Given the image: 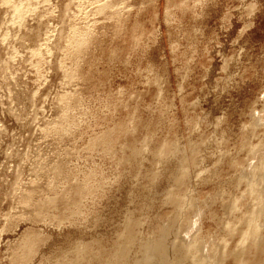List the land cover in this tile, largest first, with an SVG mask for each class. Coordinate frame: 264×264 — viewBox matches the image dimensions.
I'll list each match as a JSON object with an SVG mask.
<instances>
[{
    "label": "rangeland",
    "instance_id": "obj_1",
    "mask_svg": "<svg viewBox=\"0 0 264 264\" xmlns=\"http://www.w3.org/2000/svg\"><path fill=\"white\" fill-rule=\"evenodd\" d=\"M261 214L264 0H0V264H264Z\"/></svg>",
    "mask_w": 264,
    "mask_h": 264
},
{
    "label": "bare ground",
    "instance_id": "obj_2",
    "mask_svg": "<svg viewBox=\"0 0 264 264\" xmlns=\"http://www.w3.org/2000/svg\"><path fill=\"white\" fill-rule=\"evenodd\" d=\"M19 10V9H18ZM21 10V9H20ZM17 12V11H16ZM19 12V11H18ZM259 153V152H258ZM263 180V179H262ZM258 181V180H257ZM257 181H255V183H253L252 184V187H254V188H256V190H260V188H259V181L257 182ZM261 215H263L264 216V214H261ZM254 216V215H253ZM253 220H254V218H253ZM248 222H250V223H247L248 225V230L244 233V238H243V243H245V241H246V238H249V236L252 238H255V236H257L258 235V231H259V229H258V227L256 226L257 225V221L255 222V221H251V220H249ZM256 223V224H255ZM121 237V236H120ZM258 237V236H257ZM123 238V237H122ZM125 238V237H124ZM126 239V238H125ZM244 239H245V241H244ZM121 240V239H120ZM259 240V239H258ZM127 241V240H126ZM255 241H256V239H255ZM122 242V241H121ZM124 242V241H123ZM157 243V242H156ZM193 243V242H192ZM119 244V243H118ZM195 244L196 243H194V244H192V245H194V247L193 246H189L188 248H186L187 250H188V252H190V253H192L191 251H196L197 249V247H195ZM253 244H255L256 245V242H254L253 241ZM121 245H123V244H121ZM80 246V245H79ZM78 246V247H79ZM82 246V245H81ZM120 246V245H119ZM144 246V245H143ZM156 246V245H155ZM158 246V245H157ZM168 246V245H167ZM84 247H86L85 245H84ZM146 247H149V245L148 246H146ZM151 247V246H150ZM89 248V247H88ZM118 248V247H117ZM152 248V247H151ZM150 248V249H151ZM81 249V248H80ZM83 249H85V248H83ZM87 249V248H86ZM85 249V250H86ZM119 251H117L116 250V252H117V255H116V257L115 258H117V260H118V262H120V260H123V259H125L124 257H126V255H128V250H126L125 249V246H120L119 248ZM143 249V248H142ZM154 249H157V247L156 248H154ZM75 250L76 251H79V249L77 250L76 248H75ZM84 250V251H85ZM144 250V249H143ZM161 250V249H160ZM241 250V249H240ZM127 251V252H126ZM145 251H147V250H145ZM157 250H155V252H156ZM170 251V250H169ZM150 252V251H149ZM78 253V252H77ZM115 253V252H114ZM146 253V252H145ZM157 253V252H156ZM79 254H80V252H79ZM82 254V253H81ZM116 254V253H115ZM80 256V255H79ZM86 256V255H85ZM87 256H88V254H87ZM77 257H78V254H77ZM83 257V256H82ZM128 257V256H127ZM78 258H81V257H78ZM78 258H77V261H78V263L77 264H79L80 262H81V260H78ZM113 258V257H112ZM111 258V259H112ZM177 258V257H176ZM165 259V258H164ZM152 260V259H151ZM178 260V259H177ZM116 261V260H115ZM114 261V262H115ZM125 261V260H124ZM139 261H141V260H139ZM138 261V262H139ZM143 261V260H142ZM141 261V262H142ZM145 261V260H144ZM147 261V260H146ZM153 261V260H152ZM166 261V260H165ZM182 261V260H181ZM193 263L192 264H200V262H199V260H195V257H193ZM140 262V263H141ZM183 262V261H182ZM116 263H117V261H116ZM122 263V262H121ZM144 263V262H143ZM150 263H152V262H150ZM176 263H177V261H176ZM175 263V264H176ZM179 263V262H178ZM177 263V264H178ZM105 264H106V262H105ZM117 264H119V263H117ZM134 264H136V263H134ZM138 264V263H137Z\"/></svg>",
    "mask_w": 264,
    "mask_h": 264
}]
</instances>
